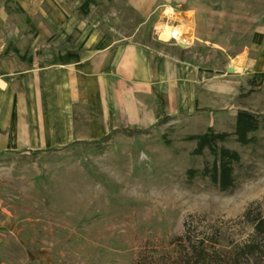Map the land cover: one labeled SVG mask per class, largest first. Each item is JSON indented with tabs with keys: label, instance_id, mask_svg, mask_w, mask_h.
<instances>
[{
	"label": "rangeland",
	"instance_id": "rangeland-1",
	"mask_svg": "<svg viewBox=\"0 0 264 264\" xmlns=\"http://www.w3.org/2000/svg\"><path fill=\"white\" fill-rule=\"evenodd\" d=\"M75 6L84 9L88 27L106 28L109 39L140 40L154 59L151 75L119 66L98 81L88 103L40 88L14 97L17 85L0 79V264H135L147 240L175 254L186 244L178 236L187 225L195 242L208 238L233 251L253 232L242 218L246 208L255 203L264 214V82L247 93L249 78L264 80V0ZM166 8L190 18L182 44L158 40ZM12 10L10 0H0V28ZM8 35L0 33L2 46ZM245 47L246 67L228 73V64L240 66L233 49ZM7 53L0 48V60ZM238 109L255 112L258 129L246 144L234 134L218 141L240 156L232 162L233 185L222 190L199 171L214 156L207 148L193 153L196 141L187 136L209 126L232 133ZM166 115L167 122L154 125ZM152 125L145 133L84 142L116 127ZM188 168L196 171L189 176Z\"/></svg>",
	"mask_w": 264,
	"mask_h": 264
},
{
	"label": "crops",
	"instance_id": "crops-1",
	"mask_svg": "<svg viewBox=\"0 0 264 264\" xmlns=\"http://www.w3.org/2000/svg\"><path fill=\"white\" fill-rule=\"evenodd\" d=\"M75 1L10 0L13 10L5 12L0 28V33L9 35L0 48H10L12 53L0 60V79L17 85L12 86V96H18V91L31 96V89L40 88L60 98L78 94L88 103L93 89L101 88L98 81L108 80L119 66H132L135 76L150 77L154 59L146 56L140 40L114 41L106 28L88 27L79 14L84 9H76Z\"/></svg>",
	"mask_w": 264,
	"mask_h": 264
},
{
	"label": "trees",
	"instance_id": "trees-1",
	"mask_svg": "<svg viewBox=\"0 0 264 264\" xmlns=\"http://www.w3.org/2000/svg\"><path fill=\"white\" fill-rule=\"evenodd\" d=\"M264 80L258 76H253L248 79L250 85L247 93H251L254 89L261 86ZM171 117L169 115L163 118H158L154 125L163 124ZM148 127H116L111 129L109 133L98 139L85 140L84 142H100L113 134H139L145 133L154 126ZM258 129V115L255 112L238 109L236 111L235 129L232 133L226 131H216L209 126L206 131L197 134H189L188 139L196 141V146L192 150L195 154H201L205 148L209 149L214 156L209 165H205L200 171V174L210 177L213 183L218 184L220 189L225 190L233 185V167L232 162L238 161L240 156L236 150L230 149L223 145L219 146L218 141L225 140L229 135H236V139L246 144L252 141V137L248 133ZM54 149V148H51ZM37 152H40L38 150ZM196 170L193 168L187 169V174L191 176ZM251 203L242 214L244 222L251 223L253 232L248 238L236 246L233 251L225 252L216 248L214 240L211 244L208 238H199L195 242L191 234V226L187 225L183 235L178 236L186 242L185 246L176 251L175 254L164 248L157 249L146 241L135 253V264H220L219 257L222 256L223 262H233L240 264H264V214L260 210L259 205ZM223 253V254H222Z\"/></svg>",
	"mask_w": 264,
	"mask_h": 264
},
{
	"label": "bare ground",
	"instance_id": "bare-ground-1",
	"mask_svg": "<svg viewBox=\"0 0 264 264\" xmlns=\"http://www.w3.org/2000/svg\"><path fill=\"white\" fill-rule=\"evenodd\" d=\"M166 13L168 14V21L165 23L161 29L158 30V38L163 42H169V43H183V40L186 39V37L183 35L185 33H190L189 30H187V23L188 18L186 15H176L173 13V10L171 8L165 9ZM185 19V20H183ZM178 22H180L183 26L178 25ZM181 32V34H180ZM247 47L240 50H234L233 49V60H239L240 66L236 64L227 65L225 70L228 73H236L239 70H241V67L246 64V60H249V57L247 58ZM246 67V66H245ZM244 67V68H245Z\"/></svg>",
	"mask_w": 264,
	"mask_h": 264
},
{
	"label": "built area",
	"instance_id": "built-area-1",
	"mask_svg": "<svg viewBox=\"0 0 264 264\" xmlns=\"http://www.w3.org/2000/svg\"><path fill=\"white\" fill-rule=\"evenodd\" d=\"M161 29V28H160ZM157 37H158V33H157ZM159 41H161L159 38H158Z\"/></svg>",
	"mask_w": 264,
	"mask_h": 264
}]
</instances>
